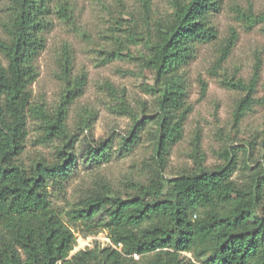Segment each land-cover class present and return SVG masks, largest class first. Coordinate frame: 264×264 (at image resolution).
Here are the masks:
<instances>
[{
    "label": "trees",
    "instance_id": "obj_1",
    "mask_svg": "<svg viewBox=\"0 0 264 264\" xmlns=\"http://www.w3.org/2000/svg\"><path fill=\"white\" fill-rule=\"evenodd\" d=\"M139 2L146 18L150 0ZM169 4L168 16L151 26L144 21L146 33L136 38L145 48L141 65L152 77L145 91L158 112L156 165L146 182H130L129 192L113 190L99 177L66 212V222L50 199V188L63 192L76 161L66 118L68 106L82 93L83 81L69 80V61L61 58L65 89L53 110L33 102L29 86L37 77L35 60L45 46L50 17L69 19L71 13L67 0H7L6 18L0 22V264H194L184 253L203 264H264V140L261 161L246 166L242 180L233 177L236 159L227 150L225 163L213 169L198 162L188 172L170 178L162 174L169 148L181 138L190 110L182 69L195 57L199 43L216 38L211 18L220 8L219 0ZM135 27L125 31L131 36L137 33ZM233 42V36L225 40L218 64ZM107 55L111 60L120 53L113 49ZM258 72L257 62L247 81L232 77L221 82L243 93L233 110L235 122L256 102L252 95ZM112 111L132 119L117 150L123 156L137 144L147 121L138 119L123 99ZM29 118L40 130L39 143L60 142L54 160L36 158L29 165L21 161ZM79 124L89 127L83 115ZM194 147L199 160L201 154ZM81 155L89 165L106 163L113 157L111 140L86 143ZM76 229L84 236L104 230L120 249L95 246L70 255Z\"/></svg>",
    "mask_w": 264,
    "mask_h": 264
},
{
    "label": "rangeland",
    "instance_id": "obj_2",
    "mask_svg": "<svg viewBox=\"0 0 264 264\" xmlns=\"http://www.w3.org/2000/svg\"><path fill=\"white\" fill-rule=\"evenodd\" d=\"M71 17L63 19L53 14L44 32L45 46L35 60L37 77L30 84L33 102L53 110L60 101L65 82L61 77V58L69 61V80L83 81L82 93L68 106L66 126L71 150L76 161L63 192L51 190V201L68 221L66 212L93 185L99 177L113 190L129 192L130 182H146L156 161V112L154 98L145 91L152 83L150 72L141 65L145 56L142 40L146 33L144 21L151 26L154 20L165 18L171 12L169 0H150L151 9L145 18L139 0H67ZM219 11L212 15L216 38L199 43L195 57L183 67L187 85V104L190 107L183 122L182 136L173 143L163 166V176L173 177L192 170L198 164L213 169L225 163L223 151L236 159L233 177L242 180L247 167L261 161V143L264 140V0H219ZM7 0L0 1V22L6 18ZM136 24L137 33L131 36L125 29ZM1 34V32H0ZM234 42L225 59L217 63L225 40ZM116 49L120 55L106 60L107 51ZM1 57V55H0ZM258 62V81L254 102L245 115L235 122L233 110L241 91L226 87L225 78L247 81ZM202 84L205 86L202 92ZM111 86L112 89H109ZM120 99L147 123L139 134L137 144L123 156L117 154L122 137H126L132 119L112 111ZM85 116L89 127L80 126ZM28 134L20 156L25 165L33 159L56 158L60 142L39 143L40 130L35 120L28 119ZM109 138L113 157L100 165H89L82 159L81 149L86 143ZM197 145L201 159L195 155ZM76 226L80 228L81 223ZM74 229V228H73ZM75 244L70 251L92 247H108L106 231L83 235L74 231ZM194 264L191 253L183 254Z\"/></svg>",
    "mask_w": 264,
    "mask_h": 264
},
{
    "label": "built area",
    "instance_id": "obj_3",
    "mask_svg": "<svg viewBox=\"0 0 264 264\" xmlns=\"http://www.w3.org/2000/svg\"><path fill=\"white\" fill-rule=\"evenodd\" d=\"M107 241H108V246H112V247H114V248L120 249V244H118V245H114V244L109 240V238H107ZM132 256H133V258H135V259H138V258H139V256H138L137 254H133Z\"/></svg>",
    "mask_w": 264,
    "mask_h": 264
}]
</instances>
